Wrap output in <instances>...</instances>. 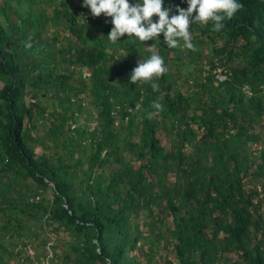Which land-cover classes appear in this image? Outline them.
Returning a JSON list of instances; mask_svg holds the SVG:
<instances>
[{
    "label": "trees",
    "instance_id": "trees-1",
    "mask_svg": "<svg viewBox=\"0 0 264 264\" xmlns=\"http://www.w3.org/2000/svg\"><path fill=\"white\" fill-rule=\"evenodd\" d=\"M242 2L220 31L190 25L195 48L158 47L154 90L129 81L150 49L109 40L82 0H0V264L40 263L28 246L55 264H264V0ZM82 95L90 132L70 130Z\"/></svg>",
    "mask_w": 264,
    "mask_h": 264
},
{
    "label": "clouds",
    "instance_id": "clouds-1",
    "mask_svg": "<svg viewBox=\"0 0 264 264\" xmlns=\"http://www.w3.org/2000/svg\"><path fill=\"white\" fill-rule=\"evenodd\" d=\"M181 2L187 7H182L181 4H166L165 0H82L83 6L88 7L92 15L100 16L103 13L105 17L110 18V21H106L112 24L107 34L109 40L116 42L127 34L128 37L137 38L150 49V55L144 60L140 58L132 69L129 81L134 84L137 81H152L154 90L159 88L154 78L169 70L164 56L157 51L158 47L175 48L183 41L185 47L195 48L190 25L196 22H211L213 29L220 31L225 28V21L233 18L244 7L242 0ZM146 41L153 43L146 45ZM217 74L226 78L221 75V71ZM156 107L162 109L163 105L157 103Z\"/></svg>",
    "mask_w": 264,
    "mask_h": 264
},
{
    "label": "rangeland",
    "instance_id": "rangeland-1",
    "mask_svg": "<svg viewBox=\"0 0 264 264\" xmlns=\"http://www.w3.org/2000/svg\"><path fill=\"white\" fill-rule=\"evenodd\" d=\"M50 12V11H49ZM206 52V51H205ZM207 53V52H206ZM185 69H189V68H183ZM221 70H218L217 72H220ZM189 72H191V69H189L188 71H183V75L184 74H188ZM85 74H88L87 71H85ZM220 76H217V78L219 79ZM2 87V83L0 82V88ZM83 98V101L81 103V112L78 113V117H77V124L74 126H71L70 130L72 131L73 128L77 125H82L85 126V129L90 132L92 130H94L95 128L98 127L97 125V121H96V114L95 112L92 110V106L89 104V98H85L84 95L81 96ZM28 98V97H27ZM27 100V99H26ZM49 101H44L42 100L40 102V105L43 107L44 105H48ZM51 111V109L49 107L45 108V114L47 116V114ZM26 123V122H25ZM35 129L30 130V136L33 140H42L43 143L45 144V146H47V149H42V146H40L38 142H34L31 141L29 142L30 145L34 148V152L37 155H40L42 153H45L47 155H49V157L51 158V161L53 163H55V161L57 160V153L63 154V148L61 147V143L59 141V143H53L52 142V138H49L47 136V129L49 127L48 122H44L43 124H41V122L35 121ZM64 132L69 135V136H74V134L72 132H68L67 127L65 126L64 128ZM256 133H259L261 135V137L264 139V131H260L259 129L256 131ZM62 140V139H60ZM165 142V141H164ZM163 142V143H164ZM56 145L58 146L57 149H55ZM262 145H257L254 146L253 148H257L260 149ZM78 150H80L79 152H76L73 156L74 159L78 158L79 156H82L83 158L86 157V154L88 153L87 151H81L82 148H78ZM67 158V157H66ZM136 166H138V164H136ZM84 169L87 167V165L85 164ZM76 186H78V188L80 187V185L78 183H76ZM79 190V189H78ZM47 196L50 197V191H47ZM262 213L264 214V205L262 206ZM51 228H47L46 232L49 231ZM52 239L49 238V241H51ZM52 242V241H51ZM32 249V248H31ZM46 251L44 252V256L47 255L48 260H52L54 261V255L52 252L49 251V249H45ZM33 255V258L35 255H39L40 258V263L34 261V264H41V259H44L45 257L42 256V250L38 249V252L36 253L35 250H31ZM55 253L59 254V250H57ZM162 256H165V252H161ZM32 258V259H33ZM171 258V256H170ZM140 261H142V257L139 258ZM56 262V260H55ZM55 262H48V264H55ZM160 264H164L163 262H161Z\"/></svg>",
    "mask_w": 264,
    "mask_h": 264
},
{
    "label": "built area",
    "instance_id": "built-area-1",
    "mask_svg": "<svg viewBox=\"0 0 264 264\" xmlns=\"http://www.w3.org/2000/svg\"><path fill=\"white\" fill-rule=\"evenodd\" d=\"M219 75H220V74H219ZM218 80H219L220 82H222L223 80H225V77H224V76H220ZM243 89H244V93H245V94L251 95V92H250L249 88L244 87ZM31 250H32L31 247L28 246V247L25 249V253H26V255H27L29 258L32 259L34 254H32V251H31ZM49 261H50V263H51V260H48L47 255H46V258L41 259V264H48Z\"/></svg>",
    "mask_w": 264,
    "mask_h": 264
}]
</instances>
